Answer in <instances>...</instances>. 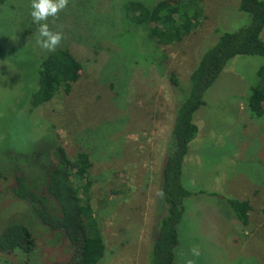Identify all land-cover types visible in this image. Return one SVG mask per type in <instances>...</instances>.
<instances>
[{"label": "rangeland", "instance_id": "1", "mask_svg": "<svg viewBox=\"0 0 264 264\" xmlns=\"http://www.w3.org/2000/svg\"><path fill=\"white\" fill-rule=\"evenodd\" d=\"M129 1L146 7L159 1L194 5L191 0H69L47 23L63 33L57 48L77 55L82 73L69 95L35 108L30 92L38 63L49 52L36 42L39 25L30 15L31 0H7L0 6V230L9 222L27 225L35 242L28 264L71 260L63 233L38 220L31 205L12 191L22 176L40 192L54 146L69 156L89 154L91 184L79 194L103 238L98 264H149L159 171L183 95L172 89L171 74L188 92L191 70L218 39L215 29L236 31L249 22L238 0H200V16L188 34L161 45L149 38L144 24L129 20ZM260 37L264 41V28ZM262 64L260 56L233 57L194 114L198 132L182 174L190 190L203 193L185 201L175 264L187 259L264 264V118H252L246 108ZM72 181L84 184L77 176ZM41 191L44 208L58 216L55 202ZM227 198L249 202L246 225L235 218ZM193 246L199 257L192 256Z\"/></svg>", "mask_w": 264, "mask_h": 264}, {"label": "trees", "instance_id": "2", "mask_svg": "<svg viewBox=\"0 0 264 264\" xmlns=\"http://www.w3.org/2000/svg\"><path fill=\"white\" fill-rule=\"evenodd\" d=\"M239 10L249 16L247 25L236 31L220 32L218 39L209 46L188 76V92L181 88L175 73L171 74L172 89L183 93L174 110V118L159 173L158 193L152 221L149 264H175L180 244L179 225L185 214L187 198L202 194L198 188L190 190L183 182V161L190 142L196 137L198 127L195 112L205 104L204 95L213 85L228 62L235 56L248 55L264 58V41L260 34L264 28V0H238ZM7 0H0V6ZM194 5L179 2L175 6L159 1L146 7L138 1L125 5L128 18L135 25L144 24L148 36L158 44L179 42L188 34L199 18L200 0ZM83 63L68 48H57L45 54L38 63L36 82L30 92L31 108L51 101L59 94L67 96L81 76ZM256 83L249 89L246 108L252 118H264V64L256 71ZM52 162L46 182L41 190L58 207L59 215L43 206V194L30 187L22 176H17L13 194L31 205L36 218L53 229L60 230L72 249L71 260L55 264H98L104 254V242L88 203L82 206L79 190L89 189L91 160L85 151L69 156L64 148L51 149ZM84 180L75 185L72 177ZM214 195V194H212ZM235 218L243 225L248 223L250 204L247 200L225 199ZM42 202V206L36 203ZM264 215V200L261 205ZM89 227L91 232L89 231ZM34 245V237L28 227L20 222H9L0 234V250H14L27 254Z\"/></svg>", "mask_w": 264, "mask_h": 264}, {"label": "clouds", "instance_id": "3", "mask_svg": "<svg viewBox=\"0 0 264 264\" xmlns=\"http://www.w3.org/2000/svg\"><path fill=\"white\" fill-rule=\"evenodd\" d=\"M69 0H31L30 15L33 22L39 25L37 29V44L42 50L54 52L64 39L63 33L53 31L47 23L49 17H57L58 13L68 6ZM161 197L163 193H158ZM193 257H199V248L190 249ZM185 264H196L194 259H187Z\"/></svg>", "mask_w": 264, "mask_h": 264}, {"label": "flooded vegetation", "instance_id": "4", "mask_svg": "<svg viewBox=\"0 0 264 264\" xmlns=\"http://www.w3.org/2000/svg\"><path fill=\"white\" fill-rule=\"evenodd\" d=\"M17 222H20V221H17ZM20 223L25 224L24 222H20ZM3 230L4 228L0 230V234L2 233ZM34 246L35 245H33L32 249L27 254L20 253L14 250H0V264H28V262L30 261V255L33 252Z\"/></svg>", "mask_w": 264, "mask_h": 264}]
</instances>
